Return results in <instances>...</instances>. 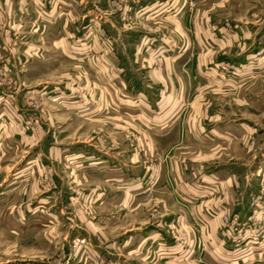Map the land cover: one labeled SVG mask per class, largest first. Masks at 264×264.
I'll use <instances>...</instances> for the list:
<instances>
[{
  "label": "crops",
  "instance_id": "crops-1",
  "mask_svg": "<svg viewBox=\"0 0 264 264\" xmlns=\"http://www.w3.org/2000/svg\"><path fill=\"white\" fill-rule=\"evenodd\" d=\"M29 1L28 24L15 19L12 23L19 33L13 39L16 57L26 58L28 68L54 59L72 58L76 64L72 83L65 79L66 72L51 63V74L59 73L62 78L41 80L35 94L46 95L58 84L65 93H86L78 105H70L65 97L55 100L44 95L43 129L11 132L15 148L20 141L44 148L40 147L41 160L51 171L52 186L44 192L45 199L56 195L59 203L69 204L90 198L91 215L81 210L61 214L71 229L90 236L95 244V236H100L99 245L105 251L122 253L123 264H227L214 254L231 248L232 234L250 214L249 194L258 186L248 173L252 167L249 174L258 175L260 167L252 164L249 168L228 159L214 163L200 145L227 139L228 132L217 131L218 123L211 122V105L190 99V94L203 76L198 72L203 62L215 52L218 58L230 57L235 46L242 45L240 38L231 36L238 41L228 45V36L219 50L213 49L212 29L217 26L206 14L203 20L191 18L187 0H142L131 4L129 20L118 16L112 0L60 1L62 5ZM89 12L98 14L108 37L102 47L95 44L79 55L77 45L82 43L74 31ZM22 13L16 4L13 18ZM142 19L147 25L138 23ZM3 41L0 32V49ZM24 72L17 71V84L24 82ZM27 72L30 77L36 75ZM153 155L160 171L153 184L156 199L167 200L172 209L149 224L138 199L143 194L140 178L148 156ZM35 187V183L29 185V192ZM181 199L185 200L183 207L177 205ZM223 215L233 226L221 223ZM175 222L187 231L189 255L159 258L157 253L178 251L167 231ZM245 262L264 264V247L243 252L231 264Z\"/></svg>",
  "mask_w": 264,
  "mask_h": 264
},
{
  "label": "rangeland",
  "instance_id": "rangeland-1",
  "mask_svg": "<svg viewBox=\"0 0 264 264\" xmlns=\"http://www.w3.org/2000/svg\"><path fill=\"white\" fill-rule=\"evenodd\" d=\"M52 1L62 5L60 1L70 4L71 0H46L47 3ZM140 1L142 0L138 2L112 0V3L114 9L119 10L118 16L129 20L130 10L134 7L132 5ZM187 3L192 8L191 18L203 20L207 17L204 16L206 14L211 17L212 25L217 26L212 29L214 41L210 43L213 44V49L219 50V47L223 46L220 42L226 43L228 36H237L240 42L242 41L241 46H235V51L230 57L218 58L216 57L218 52H215L212 58L209 56L210 59L203 62L198 71L203 76L197 79V88L192 89L190 94V99L196 97L199 101L209 103L211 122L218 123L216 130L228 132L227 139H214L200 145L213 157L214 163L221 164L228 159L229 162H242L249 168L252 164L260 167L258 175L249 174L253 170L252 167L248 173V177L255 178L258 187L249 194L250 219L245 218L242 221H246L243 225L245 231L241 232L239 239L238 236L235 237L228 251L216 252L217 256L213 253L217 260L231 264V261L241 256L243 252H254L264 247V0H187ZM16 4L23 13L18 18H13ZM29 6V0L0 1V24L3 26L0 32L4 38L1 44L4 48L0 49V134L3 133L0 137V264H78L79 262V264H123L122 253L119 254L116 250L117 254H114L112 250L108 252L101 248L100 236H95V241H98L99 245L96 246L97 243L95 244L90 236L79 234L77 228L71 229L69 220L64 217L65 214H61L65 211L75 213L81 210L88 216L91 215L93 205L88 203L90 198L76 199V202L69 204L59 203V198L55 194V198L51 196L45 199L44 192L49 191L52 186L51 171L43 167L41 160L44 148L40 145L28 147L21 141L15 148L12 143L13 129H18L22 133L43 129L42 121L46 110L43 97L55 100H59L58 97H65L70 105H78L77 103L85 101L86 94L82 90H66L65 93L64 88L59 84L46 95L44 94L45 96L35 94L36 90H39L38 85L43 82L41 80L58 81L62 78L59 73L57 76L51 74L49 69L51 63L56 70L66 72L68 75L65 79L68 78L72 83L76 81L73 76L76 72L74 66L76 64L71 60L72 58H66L60 61L54 59L48 64L36 63L38 65L36 68H28L29 61L26 58L16 57L13 48L17 49V47L13 39L19 33L15 31L17 28H12L13 19L28 24L31 20ZM125 8H127L126 17L123 18L122 13L125 12ZM80 21L76 24L74 36L80 38L79 42L82 44L77 47H80L79 55H82L83 52L92 50L95 44L101 46L108 36L101 26L98 14L92 13L81 18ZM142 21L143 19L138 23ZM24 33L27 35V32ZM234 37L229 41L226 40L228 45L237 43L238 40H233ZM217 40H219L218 45L215 44ZM17 71H26L24 73L27 74V71H32V74L36 73V75L30 77L26 74L23 77L24 82L17 84L15 81ZM32 94L35 98H32ZM40 147L43 150L40 151ZM154 158V155L147 158L148 165L140 178L143 194L138 199L145 208L149 224L155 222L160 215L165 216L166 212L172 209L166 199H164L166 202L156 199L153 184L157 176L159 177L160 171ZM34 183L35 191L29 192V185ZM180 201L182 204L177 203V205L183 207L185 200ZM168 229L169 237L178 251L160 252L157 253L158 257L166 258L177 254L187 258L189 255L187 248L190 244L187 231L176 222ZM173 234L175 237L172 236ZM106 237L111 239V236L106 235ZM82 238L85 240L84 243L80 245L74 243L76 239ZM214 248L211 246L212 250ZM199 257L203 261L202 255ZM260 260L255 261L261 262ZM250 262L245 263L250 264ZM198 263L204 264L200 261ZM160 264H177V261Z\"/></svg>",
  "mask_w": 264,
  "mask_h": 264
},
{
  "label": "built area",
  "instance_id": "built-area-1",
  "mask_svg": "<svg viewBox=\"0 0 264 264\" xmlns=\"http://www.w3.org/2000/svg\"><path fill=\"white\" fill-rule=\"evenodd\" d=\"M118 1H124V0H118ZM132 1H136V2H138L139 0H132ZM122 17H123V18L126 17V10H125L124 13H122ZM8 84H10V81H9ZM252 200H253V199H252ZM253 203H254V200H253ZM247 218L250 219V215H249ZM229 222H230L231 225L233 226V221H231L227 215H223V216L221 217V223H222V224L226 225V224H228ZM245 223H246V221L242 222V223L240 224V227H238V229L234 231V233L232 234L233 241L235 240V237H237V236H238L237 239H239L240 236H241V234H242L241 232H243V230L245 231V229H244V227H243V225H244ZM259 234H260V231H259L258 235H259ZM172 236L175 237L174 234H173ZM241 238H244V237H241ZM84 241H85V240H84L83 238H82V239H76V241H75L74 243H75L76 245H80V244L84 243Z\"/></svg>",
  "mask_w": 264,
  "mask_h": 264
}]
</instances>
